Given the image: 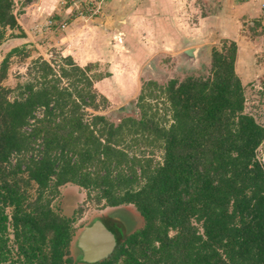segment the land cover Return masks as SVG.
Masks as SVG:
<instances>
[{
  "label": "trees",
  "instance_id": "obj_1",
  "mask_svg": "<svg viewBox=\"0 0 264 264\" xmlns=\"http://www.w3.org/2000/svg\"><path fill=\"white\" fill-rule=\"evenodd\" d=\"M22 36L13 1L0 0V47ZM14 54L17 63L30 56L15 46L0 58V264H87L70 254L65 184L136 214L137 227L89 264H264V127L243 111L234 43L211 48L206 77L143 83L138 115L116 121L87 113L106 104L93 83L108 75L69 56L58 73L34 57L31 79L10 98L1 82Z\"/></svg>",
  "mask_w": 264,
  "mask_h": 264
},
{
  "label": "rangeland",
  "instance_id": "obj_2",
  "mask_svg": "<svg viewBox=\"0 0 264 264\" xmlns=\"http://www.w3.org/2000/svg\"><path fill=\"white\" fill-rule=\"evenodd\" d=\"M12 1L13 13L18 20V15L22 13V8L30 6L31 4H41L39 3L40 0H32L30 3H26L25 5L24 0ZM91 1L92 0H52L53 3H56V5L62 9L70 8L73 17L78 18V20L84 26L89 25L85 24L86 20H92L96 17L95 15L89 17L87 16L89 14V9L93 7V2ZM152 4L153 3L150 2V5ZM157 9L158 7H156V16L158 18H161L163 24L169 25L171 14L168 12L159 13L160 10ZM187 14L188 13L186 12H181V14L179 13V19H181L182 22H186V20L189 21L191 19V16H187ZM121 28V25L115 27V34L119 32L117 33V39L115 37H112L111 35V32H113V30H109V36L107 39H79V42L77 41L78 39H76V45H73L72 42H67L66 44V47L70 45L69 43H71V45L75 47L73 53H75L76 51L80 52V54L78 55L79 58H81L85 50H87V52H85L86 55H84V59L82 61H80L78 57L75 61L82 64L79 67L90 65L91 70L89 75L92 74L95 76H104L105 74H107L109 76V73L112 74V78L109 77L112 80V85L109 81H104L98 86L100 95L102 94L103 97L107 99L106 104L104 106H100V109H98L97 112L87 110L88 114L94 113L104 115V117H107L108 119L114 121H116L120 117L123 118L124 116H136L138 115V109L135 106V102L137 96L141 91V86L143 85V83L147 81H155L158 84H164L171 79L182 81L187 77L200 78L206 77L208 75L211 49L207 56V53H205V48L210 43L209 39H194L193 42L191 41V44H187L185 43L186 39H181V36L179 37L177 33L176 37L172 34V38L175 39H118L119 37L122 38L123 36L122 33H120L122 32ZM38 29H40V27ZM163 30L165 31L167 36L171 35V27L164 28ZM173 32H175L174 29ZM184 32L185 30L183 26V33ZM40 34L41 30H37L35 31L34 36H39ZM148 37L149 35H147V38ZM6 40L7 41L3 44L2 50H0V58L3 57V55L8 51V49H10V47L13 48L15 47V45H18L21 42L15 40V38H8ZM31 40L29 44H24L26 46L25 49L29 51L30 54V56L26 58L24 62L17 63L18 56H15V54L8 61L6 69L7 76L1 82V85L6 89L11 90L10 94L8 95L10 98L17 94V85H22L31 79L32 76L29 75L32 72L30 71V67L31 61H33L34 59L33 57L36 56L34 54L35 52L42 55L38 56L39 58L47 62H52L56 73H58V67L62 65L60 58L68 56L65 54L67 52L66 49L63 48V44H61L60 54L57 47L49 46L50 44H52L51 41L49 44V42L41 43L40 40L42 39ZM223 42L225 41H216L215 45L212 48L219 50ZM24 45L19 44L17 47H24ZM202 47H204V49H202ZM196 48H201V50L198 49V51H195L194 53L190 52V54L186 56V59L183 60V58L181 57V53L185 51V49L192 50ZM139 50L142 54L137 57V53L139 52ZM84 62L86 64H83ZM176 66H179L181 68L177 71ZM140 68H142V72L141 76L139 77L138 74ZM62 83H65V81H62ZM95 91L96 93H98L97 90ZM253 92L254 90H251L250 88L245 91V97H247L250 102L255 98L253 97ZM260 96H262V94ZM127 102H129V104H127L129 106L125 110H123L122 113H116V110H118L119 107H121L123 104L125 106ZM259 105L260 107H258V110H261L259 111V119L261 120V118L264 117V104ZM39 113V111L36 112V115L39 116ZM142 148L143 147L141 146L140 149ZM144 155L149 156L152 159L153 163L160 162L161 152L158 149L147 147ZM263 156L264 142L256 151V157L259 160L262 159ZM59 190L60 197L62 194H64L65 197L74 194L76 197L75 208L73 211H76L77 213L72 214L75 218L73 223V227L75 229L74 236L78 233L81 227L86 225L87 222H89L93 217L100 215L101 213H107L108 211H110L109 207H103L101 206V204H95L92 198V196L94 195L93 193H90L91 197L89 198L91 199L86 200L85 191L72 184H65L60 187ZM58 199L59 196L54 200V202L56 201V203L52 204L54 209L56 210L58 207ZM123 209H125L126 212L131 213L132 215H136L132 208H130V206H126V208L124 207ZM78 211L80 213H78ZM66 212L67 211H65V213ZM69 212L68 214L71 215V212ZM136 227L137 223L132 228L126 227V233L133 231ZM171 234L172 233H170V235ZM70 254L72 256H76L73 248V241L70 247Z\"/></svg>",
  "mask_w": 264,
  "mask_h": 264
},
{
  "label": "crops",
  "instance_id": "obj_3",
  "mask_svg": "<svg viewBox=\"0 0 264 264\" xmlns=\"http://www.w3.org/2000/svg\"><path fill=\"white\" fill-rule=\"evenodd\" d=\"M150 2L153 4L150 5ZM39 3H41L38 4L40 6L31 4L22 8V13L18 15L19 20L16 18V23L23 36L15 38V40L21 41L19 44L22 45L29 44L31 39H42L40 40L41 43L49 42V44L51 41L52 44L49 46L57 47L60 54L61 44H63V48L67 52L65 54L77 66L82 64L75 61L80 52L73 53L75 48L73 45H76V39L78 42L79 39H107L109 30H113L111 35L116 38L119 32L115 34V27L121 25L122 32L120 33L123 36L118 39H175L172 38V34L176 37V33L179 37L181 36V39H186L185 43L187 44H191L194 39H209L210 43L205 48L207 56L216 41L232 42L235 45L233 71L242 86L243 94L245 95V91L249 88L252 90L251 85L256 79L260 80L264 86V38L260 24V13L256 4L251 1L102 0L96 17L85 21V24H89L88 26H84L78 18H74L70 8L62 9L52 0H40ZM156 7H158L157 10H160L159 13L168 12L171 14L169 25L163 24L161 18L156 16ZM181 12L188 13L187 16H191V19L182 22L178 16ZM39 27L40 29H38ZM167 27L172 29L170 36H167L163 30ZM37 30H41V34L34 36ZM14 34H18V32L15 31ZM147 35H149L148 38ZM67 42H72L73 45L69 43L67 48ZM25 45L24 47H26ZM2 46L0 50H2ZM196 49V52L198 49L201 50V48ZM189 50L185 49L183 53L188 55L190 54ZM85 52L81 58L78 57L80 61L84 59ZM140 52L139 50L137 57L142 54ZM34 54L35 57L42 56L36 52ZM186 54L182 56L183 60L186 59ZM179 66H176L177 71L181 68ZM141 72L142 68L139 69V77ZM111 76L112 74L109 73V76L95 81L93 88L100 94L98 91L99 84L109 81L112 85V80L109 78ZM254 95L256 97L253 101L262 104L261 93L254 92ZM75 202L74 194L66 197L62 194L59 207L63 213L68 208L72 215Z\"/></svg>",
  "mask_w": 264,
  "mask_h": 264
},
{
  "label": "water",
  "instance_id": "obj_4",
  "mask_svg": "<svg viewBox=\"0 0 264 264\" xmlns=\"http://www.w3.org/2000/svg\"><path fill=\"white\" fill-rule=\"evenodd\" d=\"M196 50H189V53H194ZM185 54V52H182L181 57ZM129 102L125 106L122 105L123 107H119L118 110L126 109L129 106L127 105ZM75 240L76 247L81 252L80 260L87 264L106 258L114 247L112 237L107 233V230L101 222H95L89 227H84Z\"/></svg>",
  "mask_w": 264,
  "mask_h": 264
},
{
  "label": "flooded vegetation",
  "instance_id": "obj_5",
  "mask_svg": "<svg viewBox=\"0 0 264 264\" xmlns=\"http://www.w3.org/2000/svg\"><path fill=\"white\" fill-rule=\"evenodd\" d=\"M123 110H125V109H122L121 111H123ZM109 208H110V211H108L107 213H101L100 215L93 217L89 222H87L86 225L82 226L81 229L78 231V233L74 236V245H75L74 251L76 253V256L79 257V259L81 258V252L76 247L75 238L77 237L79 232L84 227H89L95 222H101L103 224V226L105 227V229L107 230V233L112 237V239L114 241V247H115V236H116L117 232L126 233L127 232L126 227L132 228L133 226L136 225L137 219L135 218L136 217L135 215H132L131 213L126 212L125 209H123L122 207H109ZM65 210L67 211L66 212L67 214L65 213L66 216L71 217L72 215L68 214V212H69L68 208H66ZM72 214H74V213H72ZM129 222H130L131 226H130ZM114 247H113V250H114ZM113 250H112V252H113ZM112 252H110V254Z\"/></svg>",
  "mask_w": 264,
  "mask_h": 264
},
{
  "label": "built area",
  "instance_id": "obj_6",
  "mask_svg": "<svg viewBox=\"0 0 264 264\" xmlns=\"http://www.w3.org/2000/svg\"><path fill=\"white\" fill-rule=\"evenodd\" d=\"M102 0H92V8L89 9V14L87 15L89 16H94L96 14H98L99 12V6L101 4ZM246 1H251L253 3L256 4L258 11L260 13V24H261V28H262V35L264 38V0H246ZM264 40V39H263ZM252 90H254V92L256 93H261L262 94V100L261 103L264 104V86L262 84V82L258 79H256L253 84L251 85ZM253 92V94H254ZM253 97H256L255 95H253ZM258 107H260V105L256 102V101H249L247 99V97H245L244 95V101H243V111L244 113L250 115L253 117V119L262 127H264V117L261 118V120L259 119L260 115H259V111ZM257 109V110H255Z\"/></svg>",
  "mask_w": 264,
  "mask_h": 264
}]
</instances>
